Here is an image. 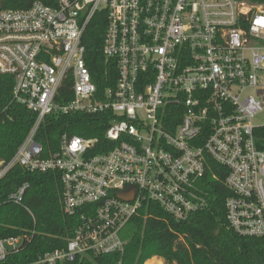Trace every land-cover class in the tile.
Segmentation results:
<instances>
[{
    "label": "built area",
    "instance_id": "obj_1",
    "mask_svg": "<svg viewBox=\"0 0 264 264\" xmlns=\"http://www.w3.org/2000/svg\"><path fill=\"white\" fill-rule=\"evenodd\" d=\"M102 11L103 53L117 68L104 92L83 43ZM0 74L14 77L13 100L37 114L14 158L0 159V180L15 164L57 170L63 211L78 218L65 247L17 264L111 254L123 264L121 233L143 207L156 203L183 221L209 206L202 180L212 162L228 171L231 227L264 238V150L256 143L264 127V0H54L26 9L0 0ZM66 83L70 97L61 93ZM71 112L112 115V147L97 152L98 138L64 133L44 157L40 125ZM27 187L10 200L21 203ZM30 241L27 233L0 239V264Z\"/></svg>",
    "mask_w": 264,
    "mask_h": 264
},
{
    "label": "trees",
    "instance_id": "obj_2",
    "mask_svg": "<svg viewBox=\"0 0 264 264\" xmlns=\"http://www.w3.org/2000/svg\"><path fill=\"white\" fill-rule=\"evenodd\" d=\"M35 1L54 3V0H1V5L26 9ZM107 24L106 12L97 13L83 39L92 78L100 92L114 87L117 80L115 60L107 59L103 53ZM70 86L66 83L61 93L70 97ZM13 87L14 77L0 74V159L5 163L14 158L37 119L35 112L13 100ZM112 119L108 112L53 113L40 125L36 141L43 146L44 157L59 149L64 133L96 137L97 152L106 151L114 144L105 137ZM105 143L107 148H101ZM256 143L264 150V127L256 131ZM220 169L212 162L211 171L202 180L209 206L187 220H176L156 203L143 207L121 233L126 242L123 264H145L154 256L163 258L167 264H264V238L240 235L229 224L226 199L232 192L223 181L228 171ZM214 173L221 178L215 179ZM25 183L28 187L22 202L10 200V195ZM77 224V217L63 211L59 171H30L15 164L0 180V239L26 233L31 238L8 260L9 264L34 260L46 251L65 247ZM119 259L117 254L80 255L74 261L60 264H115Z\"/></svg>",
    "mask_w": 264,
    "mask_h": 264
},
{
    "label": "bare ground",
    "instance_id": "obj_3",
    "mask_svg": "<svg viewBox=\"0 0 264 264\" xmlns=\"http://www.w3.org/2000/svg\"><path fill=\"white\" fill-rule=\"evenodd\" d=\"M148 264H162V260L159 258H153L148 262Z\"/></svg>",
    "mask_w": 264,
    "mask_h": 264
},
{
    "label": "rangeland",
    "instance_id": "obj_4",
    "mask_svg": "<svg viewBox=\"0 0 264 264\" xmlns=\"http://www.w3.org/2000/svg\"><path fill=\"white\" fill-rule=\"evenodd\" d=\"M263 114H261V115H258V117H257V120L259 121H261L262 119H263V116H262ZM153 258H159L158 256L156 257V256H154ZM153 258H151V259H153ZM151 259H149L145 264H148V262L151 260ZM160 260H162V261H164V259H162L161 257L159 258ZM165 264H167L166 262H165Z\"/></svg>",
    "mask_w": 264,
    "mask_h": 264
},
{
    "label": "water",
    "instance_id": "obj_5",
    "mask_svg": "<svg viewBox=\"0 0 264 264\" xmlns=\"http://www.w3.org/2000/svg\"><path fill=\"white\" fill-rule=\"evenodd\" d=\"M123 198H129L128 196H123Z\"/></svg>",
    "mask_w": 264,
    "mask_h": 264
},
{
    "label": "crops",
    "instance_id": "obj_6",
    "mask_svg": "<svg viewBox=\"0 0 264 264\" xmlns=\"http://www.w3.org/2000/svg\"><path fill=\"white\" fill-rule=\"evenodd\" d=\"M157 257V256H156ZM160 258V257H159ZM163 259V258H162Z\"/></svg>",
    "mask_w": 264,
    "mask_h": 264
}]
</instances>
